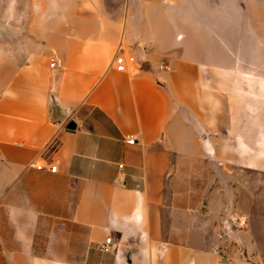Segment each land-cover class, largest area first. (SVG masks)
<instances>
[{
	"label": "crops",
	"instance_id": "obj_1",
	"mask_svg": "<svg viewBox=\"0 0 264 264\" xmlns=\"http://www.w3.org/2000/svg\"><path fill=\"white\" fill-rule=\"evenodd\" d=\"M125 1L52 16L29 46L0 30V264L264 262V192L249 185L262 160L245 141L223 165L213 154V71L245 63L230 33L185 34L155 0ZM119 53L135 57L124 72Z\"/></svg>",
	"mask_w": 264,
	"mask_h": 264
},
{
	"label": "rangeland",
	"instance_id": "obj_2",
	"mask_svg": "<svg viewBox=\"0 0 264 264\" xmlns=\"http://www.w3.org/2000/svg\"><path fill=\"white\" fill-rule=\"evenodd\" d=\"M98 0H0V30L9 31L13 47L31 45L37 32L49 28L51 17L65 20L76 11L90 9ZM125 1V0H124ZM127 1V0H126ZM126 1L124 3H126ZM132 8L136 0H128ZM144 3L147 0H141ZM164 12L170 29L180 32L228 31L234 60L244 61L242 68L218 70L219 129L212 138L219 148L218 165L226 163L232 153L242 156V150L228 149L233 143L245 141L250 146L248 158L262 160L264 168V0H155ZM162 8V9H161ZM188 39V38H187ZM2 39H0L1 41ZM159 69V68H158ZM161 70V69H159ZM216 137V138H215ZM222 166H219L220 168ZM225 171V166H224ZM215 173V172H214ZM219 185L226 177L217 174ZM225 184V182H224ZM251 198L264 192V173L251 177ZM236 186L243 188L236 175ZM263 201V198H260ZM264 204V203H263ZM224 263V262H222ZM245 264H264L248 262Z\"/></svg>",
	"mask_w": 264,
	"mask_h": 264
},
{
	"label": "built area",
	"instance_id": "obj_3",
	"mask_svg": "<svg viewBox=\"0 0 264 264\" xmlns=\"http://www.w3.org/2000/svg\"><path fill=\"white\" fill-rule=\"evenodd\" d=\"M134 63H135V57L133 54L119 53L116 55L114 59V69L115 71L118 72H124L126 71L129 65H133ZM49 65L50 67H53L54 61L51 60ZM158 68L164 70L166 69V66L159 65ZM125 142L128 144H132L134 142V138L132 136H129L127 139H125ZM30 167H33L38 170L46 169L50 173H54L57 170V164L55 162L48 163V166L38 163H30ZM118 167H121V165H118ZM111 249H112V244H111L110 236L106 237L102 243L97 245V250L100 253H109Z\"/></svg>",
	"mask_w": 264,
	"mask_h": 264
}]
</instances>
